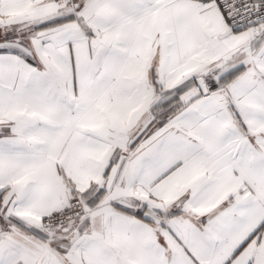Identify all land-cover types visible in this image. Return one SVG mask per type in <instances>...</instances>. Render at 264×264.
Segmentation results:
<instances>
[{
    "label": "snow or ice",
    "instance_id": "snow-or-ice-1",
    "mask_svg": "<svg viewBox=\"0 0 264 264\" xmlns=\"http://www.w3.org/2000/svg\"><path fill=\"white\" fill-rule=\"evenodd\" d=\"M0 264H264V0H0Z\"/></svg>",
    "mask_w": 264,
    "mask_h": 264
}]
</instances>
